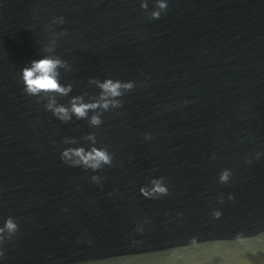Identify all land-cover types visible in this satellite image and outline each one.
<instances>
[{
  "label": "water",
  "instance_id": "95a60500",
  "mask_svg": "<svg viewBox=\"0 0 264 264\" xmlns=\"http://www.w3.org/2000/svg\"><path fill=\"white\" fill-rule=\"evenodd\" d=\"M146 2L0 0L2 264H264V0ZM43 56L67 95L24 93ZM106 78L133 83L118 106L46 110ZM93 144L111 164L60 159ZM153 178L167 194L140 193Z\"/></svg>",
  "mask_w": 264,
  "mask_h": 264
},
{
  "label": "clouds",
  "instance_id": "9594fccd",
  "mask_svg": "<svg viewBox=\"0 0 264 264\" xmlns=\"http://www.w3.org/2000/svg\"><path fill=\"white\" fill-rule=\"evenodd\" d=\"M156 8L151 12L152 19H159L160 10L168 7V0H155ZM140 7L147 9L148 5L146 0H141ZM63 66V62L58 57L43 56L39 59H33L30 63L21 68L20 80L22 81L23 91L27 95L35 96L40 93L60 95H67L71 91V85H64L60 83L58 69ZM100 88L98 98L89 99L85 101L83 96H73L70 98L67 105L58 104L55 96H50L46 105V110L52 112L53 116L61 121H68L75 116L77 119L87 116L89 110L108 109L109 106L116 107L119 101L114 99L122 95V89H130L133 87L131 81L122 82L119 80H112L106 78L103 81H93ZM187 103V101H184ZM89 123L92 125H99L101 117L98 113H94ZM89 139L94 140V134H89ZM62 162L70 165H83L85 168L95 170L102 164H111L112 155L106 148L96 147L94 144L89 149L85 150L84 147H69L65 148L60 153ZM248 163H251L249 160ZM228 178L227 171L221 173L220 179L226 180ZM94 182L97 181L96 176L91 178ZM150 183L153 187L141 186L140 193L146 197H151L153 194H167V187L162 184L159 178H153ZM218 215V213H217ZM17 229V224L11 216L3 220L0 226V264L3 262L4 248L3 244L9 236L5 233L11 234Z\"/></svg>",
  "mask_w": 264,
  "mask_h": 264
}]
</instances>
